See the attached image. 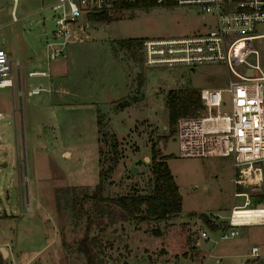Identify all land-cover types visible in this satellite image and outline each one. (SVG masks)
Segmentation results:
<instances>
[{"label": "rangeland", "instance_id": "1", "mask_svg": "<svg viewBox=\"0 0 264 264\" xmlns=\"http://www.w3.org/2000/svg\"><path fill=\"white\" fill-rule=\"evenodd\" d=\"M16 3L13 19L12 0H0V47L12 60L14 79L12 89L0 88V245L11 252L2 257L0 251V264H185L208 250L221 254L222 264H264V223L218 238L232 204L243 199L233 195L232 159L164 155L175 125L168 122L166 92L226 87L225 63L149 66L140 46L118 42L189 35L208 30L213 17L194 6L156 4L114 9L105 19L77 17L63 54L50 61L65 60L68 72L44 77L28 71L47 67L52 9H39L40 0ZM253 46L264 68V40ZM40 86L49 92L27 93ZM113 152L118 162L107 173ZM152 154L164 156L180 213L136 221L99 199L151 192ZM257 164L259 184L236 186L247 191L248 207L264 206L257 196L264 193V159ZM201 230L207 238L199 239ZM184 233L189 245H182ZM253 244L259 250L251 256ZM195 245L205 250L196 252Z\"/></svg>", "mask_w": 264, "mask_h": 264}, {"label": "built area", "instance_id": "2", "mask_svg": "<svg viewBox=\"0 0 264 264\" xmlns=\"http://www.w3.org/2000/svg\"><path fill=\"white\" fill-rule=\"evenodd\" d=\"M18 0H12L17 4ZM43 1V0H42ZM122 0H50L52 37L45 38V59L48 63L63 54L70 41V28L77 17L89 14L110 15ZM133 1V0H123ZM162 6H194L198 12L210 14L213 24L208 30L181 36H156L141 40L142 57L146 65L181 64L192 66L214 61L225 63L229 79L226 87L199 89V109L189 115L177 117L174 131L177 136L179 156H225L232 159L234 168V196H241V204H232L223 221L218 238H232L237 234L236 209L248 206L246 190L236 186L259 184L264 159V68L253 41L264 40V0H144ZM44 4V3H43ZM14 12V11H13ZM85 15V16H84ZM14 17V16H13ZM15 18V17H14ZM83 22L82 28L85 26ZM261 27V29H260ZM261 30V31H257ZM16 68L20 64L15 61ZM12 60L0 47V88L12 89ZM250 68L251 73L243 72ZM41 70L28 71V75H47ZM43 87L27 91L37 93ZM3 113L0 111V119ZM200 238H207L205 231ZM198 241L194 244H197ZM196 252H201L195 245ZM253 244L250 255L258 254ZM203 253V252H202ZM174 264H184L178 259ZM185 264H222L221 256L211 250L188 258Z\"/></svg>", "mask_w": 264, "mask_h": 264}, {"label": "trees", "instance_id": "3", "mask_svg": "<svg viewBox=\"0 0 264 264\" xmlns=\"http://www.w3.org/2000/svg\"><path fill=\"white\" fill-rule=\"evenodd\" d=\"M154 3H150L144 0L133 1H120L117 3L119 8H133L142 6H152ZM90 19H105L108 18L106 13L89 14ZM141 38H125L120 39L119 46H123L127 49H131L134 46L141 45ZM199 90L195 88H178L170 89L166 92L165 105L168 113V122L173 125L176 122L177 117L180 115H189L196 112L200 107ZM175 126V125H174ZM174 134V129L170 131ZM171 136V135H170ZM116 138L113 137V143L111 144L113 150L116 147ZM152 150V148H151ZM152 161L150 163V170H152V187L151 192L146 194H123L116 197L99 199L104 200L107 203H111L118 208H121L123 212L138 220H165L167 216L180 213L181 211V196L178 188L173 180L170 169L168 168L164 156L156 158L152 154ZM118 162V155L113 152L110 158L109 164L106 166L105 171L111 172L116 163ZM105 172V173H106ZM104 172L99 169V181L95 185V192L99 193L101 190V182ZM257 196L260 200L264 199V193H258ZM252 207V206H251ZM249 207V208H251ZM264 207V206H260ZM182 245H189V241L184 234H181ZM192 248V246H190Z\"/></svg>", "mask_w": 264, "mask_h": 264}, {"label": "crops", "instance_id": "4", "mask_svg": "<svg viewBox=\"0 0 264 264\" xmlns=\"http://www.w3.org/2000/svg\"><path fill=\"white\" fill-rule=\"evenodd\" d=\"M44 3V4H43ZM18 4V3H17ZM17 4L15 5V7H14V4L12 5V9H11V15H13L14 16V14H15V10H16V8H17ZM49 1L47 0V2H45V0H40V7H39V9H44V8H50L49 7ZM14 11V12H13ZM15 17V16H14ZM14 17H12L13 19H14ZM42 17H44V14L42 15ZM45 38H47V37H45ZM58 61V60H57ZM20 67V66H19ZM18 69L16 68V79H17V85H18V90H19V85H20V79H19V77H18V71H17ZM41 70V69H40ZM43 70H45L47 73L46 74H48V72H52L54 75H56L57 76V74H59V72H61L62 70H65V71H67L68 72V70H69V68H68V64H67V62H65V60H59V62H55V63H51V62H49L48 63V65H47V67H46V69H43ZM52 75V74H51ZM42 76H44V77H46L45 75H42ZM49 77V76H48ZM52 77V76H51ZM54 77V76H53ZM55 78V77H54ZM53 82V81H52ZM52 82H50L51 84H53ZM37 88V87H36ZM43 89H45L44 87H43ZM42 89V90H43ZM43 91H46V92H49L48 91V88H46L45 90H43ZM40 92V91H39ZM225 157V156H224ZM242 226V225H241ZM243 226H246V225H243ZM0 247H1V245H0ZM203 248H205V247H203ZM202 250V249H201ZM203 250H205V249H203ZM202 250V251H203ZM8 253V255H9V253H11L10 252V250L9 249H6V254ZM218 255H220L221 256V254H218ZM2 256V255H1ZM3 257V256H2ZM29 261V259H26V261ZM25 261V262H26ZM24 262V263H25Z\"/></svg>", "mask_w": 264, "mask_h": 264}, {"label": "bare ground", "instance_id": "5", "mask_svg": "<svg viewBox=\"0 0 264 264\" xmlns=\"http://www.w3.org/2000/svg\"><path fill=\"white\" fill-rule=\"evenodd\" d=\"M236 223L248 224L251 223H264V207H251L243 206L236 209Z\"/></svg>", "mask_w": 264, "mask_h": 264}, {"label": "water", "instance_id": "6", "mask_svg": "<svg viewBox=\"0 0 264 264\" xmlns=\"http://www.w3.org/2000/svg\"><path fill=\"white\" fill-rule=\"evenodd\" d=\"M246 74L251 73L252 70L248 68L247 70H244ZM20 111V109H19ZM164 155H170L175 154L179 156V150H178V143H177V136L174 133L173 135L169 136L167 140L165 141V148H164ZM1 255L4 257L6 255V249L3 247H0Z\"/></svg>", "mask_w": 264, "mask_h": 264}]
</instances>
